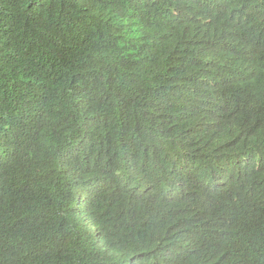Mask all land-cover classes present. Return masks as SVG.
I'll use <instances>...</instances> for the list:
<instances>
[{"label":"trees","instance_id":"obj_1","mask_svg":"<svg viewBox=\"0 0 264 264\" xmlns=\"http://www.w3.org/2000/svg\"><path fill=\"white\" fill-rule=\"evenodd\" d=\"M0 264H264V0H0Z\"/></svg>","mask_w":264,"mask_h":264}]
</instances>
